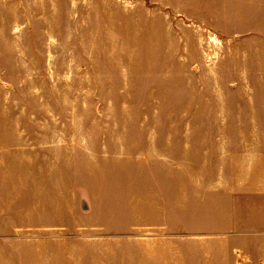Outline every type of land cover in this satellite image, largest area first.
I'll use <instances>...</instances> for the list:
<instances>
[{
    "label": "rangeland",
    "instance_id": "374dc122",
    "mask_svg": "<svg viewBox=\"0 0 264 264\" xmlns=\"http://www.w3.org/2000/svg\"><path fill=\"white\" fill-rule=\"evenodd\" d=\"M263 216L264 0H0V264H264Z\"/></svg>",
    "mask_w": 264,
    "mask_h": 264
},
{
    "label": "crops",
    "instance_id": "0c3cea01",
    "mask_svg": "<svg viewBox=\"0 0 264 264\" xmlns=\"http://www.w3.org/2000/svg\"><path fill=\"white\" fill-rule=\"evenodd\" d=\"M253 229V240H251L249 243H247L245 240H240L241 242L239 241V243L234 246H239L244 252L250 255L254 254L259 248H261L262 252L264 253V216L262 217V220L260 219L254 222ZM230 257L232 262V257L234 258L232 251H230Z\"/></svg>",
    "mask_w": 264,
    "mask_h": 264
}]
</instances>
